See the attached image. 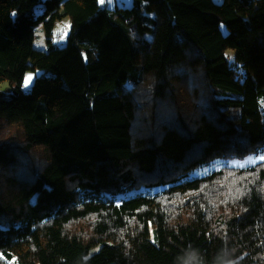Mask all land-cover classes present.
I'll list each match as a JSON object with an SVG mask.
<instances>
[{
    "label": "trees",
    "instance_id": "16d2710c",
    "mask_svg": "<svg viewBox=\"0 0 264 264\" xmlns=\"http://www.w3.org/2000/svg\"><path fill=\"white\" fill-rule=\"evenodd\" d=\"M103 2L0 0V264H264V160L189 177L264 155V0ZM183 82L185 125L138 137Z\"/></svg>",
    "mask_w": 264,
    "mask_h": 264
},
{
    "label": "rangeland",
    "instance_id": "374dc122",
    "mask_svg": "<svg viewBox=\"0 0 264 264\" xmlns=\"http://www.w3.org/2000/svg\"><path fill=\"white\" fill-rule=\"evenodd\" d=\"M216 3H221L223 0H213ZM109 4L110 7H113L115 4L121 7H130L133 4V0H105ZM103 2V3H105ZM70 30V22L68 19H65L59 22L53 29L52 33V44L57 46H64L67 41V36ZM34 47L42 50H46L48 48L49 42L44 34L43 28L41 25L36 26L34 31ZM232 56V52L228 53ZM41 74V71H27L23 78V87L25 89H29L37 76ZM28 77H31V80H28ZM186 82H183V85L180 86L175 94V97H178L177 101L174 99L163 100L158 95L153 93L152 87L150 90L140 92L141 99L138 100V110L137 113L138 120L140 123L139 131H133L135 134L138 133V137L144 138V131L154 130L155 133H152L153 136H156L160 133L164 126L177 124L180 127L185 125V119L189 117L187 113L184 112V108H186L187 103L191 104L190 90L188 86L185 87V91L183 90ZM188 85V84H187ZM129 88L130 85L128 84ZM142 87V86H141ZM190 88V87H189ZM10 89V85L8 82H3L1 84L0 90L3 92H7ZM141 89V88H140ZM187 93V97L185 98L183 95ZM177 105V106H176ZM192 107V106H191ZM179 110V113H177ZM189 112V111H188ZM264 156L263 154H250L245 157H235V158H220L217 159L210 164L204 165L197 170H193L189 177L192 176H202L208 174L214 170H217L221 167L225 166H234V167H247L254 165L264 159L260 157ZM24 163H27L30 167H37L42 164L41 161L44 158L43 150L41 147L35 148L30 153V158L25 156L20 157ZM25 159V160H24ZM27 166V168H28Z\"/></svg>",
    "mask_w": 264,
    "mask_h": 264
},
{
    "label": "snow or ice",
    "instance_id": "6c2138e0",
    "mask_svg": "<svg viewBox=\"0 0 264 264\" xmlns=\"http://www.w3.org/2000/svg\"><path fill=\"white\" fill-rule=\"evenodd\" d=\"M101 2H103V0H101ZM28 80H31V77H28ZM261 159H264V156L260 157Z\"/></svg>",
    "mask_w": 264,
    "mask_h": 264
}]
</instances>
